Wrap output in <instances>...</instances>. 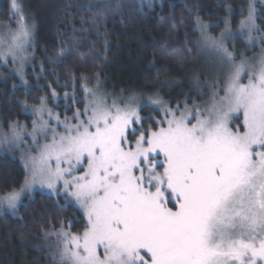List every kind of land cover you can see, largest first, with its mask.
<instances>
[{
  "label": "snow or ice",
  "instance_id": "snow-or-ice-1",
  "mask_svg": "<svg viewBox=\"0 0 264 264\" xmlns=\"http://www.w3.org/2000/svg\"><path fill=\"white\" fill-rule=\"evenodd\" d=\"M100 2L87 6L97 11L81 17L82 25L98 26L108 11ZM256 2L248 0L246 16L240 9L235 30L228 5L219 35L209 31L218 24L194 17L200 31L194 43L220 69L206 84L210 98L203 104L187 95L183 107L179 101L173 107L158 95L99 93L87 77L75 87L73 76L63 118L53 110L61 96L49 84L50 94L30 108V126L0 127V147L24 146L25 172L19 189L0 188V209L16 214L23 197L39 189L56 198L58 211L75 207L86 220L78 232L71 231L75 216L67 228L62 219L59 229H42L57 237L53 264H264V20L257 23ZM9 15L19 22L10 41L0 40V63L9 56L19 61L23 81L35 23L18 0H11ZM239 41L245 47L238 51ZM257 46V54H246ZM29 107L25 102L22 110Z\"/></svg>",
  "mask_w": 264,
  "mask_h": 264
},
{
  "label": "trees",
  "instance_id": "trees-1",
  "mask_svg": "<svg viewBox=\"0 0 264 264\" xmlns=\"http://www.w3.org/2000/svg\"><path fill=\"white\" fill-rule=\"evenodd\" d=\"M94 3L97 1L26 0L24 11L36 23L35 59L39 65L38 78L32 74L29 79L35 78L39 83L29 87V92L23 86L13 87L9 81L0 83V127L6 129L10 121L31 124L33 116L22 110L24 103L30 107L38 104V98L51 91L45 87L49 84L59 93L69 90L73 76L77 78L76 87L80 78L87 77V83L104 80L108 89L115 91L159 89L162 82H177L184 91H190L191 81L198 79V71L189 69L197 37L194 17L216 21L228 13V5L235 8L244 5L245 0H161L139 7L131 2L101 0L97 7L107 5L108 11L98 18V26L82 25L81 17L87 19L97 11L87 7ZM9 10V1L4 0L0 5V29L11 20ZM241 17L235 11L232 26ZM85 28L90 31H83ZM189 40L193 41L187 45L190 52L185 47ZM57 77L60 87L56 86ZM66 81L67 88L63 87ZM78 96L82 99V91ZM63 104L60 100L59 107L64 110ZM148 111L152 109L142 114ZM24 176L23 164L15 151L0 147V188H19ZM55 201V197L38 191L23 201L16 216L0 215V264H30L27 259L37 253L30 244L35 240L40 245L37 238L42 229H59L62 219L67 228V221L75 216L78 222H73L71 231H82L86 223L83 213L75 207L58 211ZM59 203H64L63 197Z\"/></svg>",
  "mask_w": 264,
  "mask_h": 264
},
{
  "label": "rangeland",
  "instance_id": "rangeland-1",
  "mask_svg": "<svg viewBox=\"0 0 264 264\" xmlns=\"http://www.w3.org/2000/svg\"><path fill=\"white\" fill-rule=\"evenodd\" d=\"M4 0H0V5ZM9 1V5L11 6V0ZM89 2H96L97 0H86ZM118 2H121L123 4L127 3V2H131L133 4H136V6H142L143 4H152V3H159L161 0H116ZM18 2L21 4L22 8L24 6V3L26 2V0H18ZM247 4H248V0H245V4L244 5H239L237 7H232L233 13L235 11L240 13V9L244 8V15H247ZM256 9L257 12L260 15V19L257 20V23H261V20H264V6H262L260 0H257L256 2ZM24 11V8H23ZM24 14L27 16V22L29 24H31L34 20L31 19L26 12L24 11ZM226 16H229V13H227L225 16L219 18L216 21H204L202 20L204 23H208L210 25H219L218 27H212L210 28V34L211 35H219L221 30L224 28V19ZM232 16H229V19L231 20V27L235 30L238 28L239 26V22L240 20L243 18L241 17L238 21V24L236 26H232ZM19 22V15L11 17V20L9 22H6L0 29V40H3L5 37H7L10 41V36H8V33L11 30H14L17 28ZM35 23V21H34ZM196 27V25H195ZM197 30V37L195 38L194 42L196 41V39L199 37L200 35V31L198 29V27H196ZM215 31V32H214ZM35 35H36V23H35V31H34V38L32 40L31 45L28 46V54L29 58L28 61L24 64V79L23 81L21 80L20 76L17 75V68L19 66V61H17L16 64L12 63V59L11 57H7V64L4 63H0V83L3 82H11L12 85H19V86H23L24 88H29L34 84H37L39 82H37V80L35 78H38L39 76V65L37 64L38 61L36 62V39H35ZM231 43V42H229ZM245 45L242 41L236 42L235 43V48L239 51L244 49ZM194 48H195V53H194V58L190 64V71H198V79L196 80H192L191 81V90L189 91H184V87L182 84H178L177 82H175L176 84L172 83V84H167V83H161L159 85V89L157 88H152L151 90H145V91H139V90H133V89H128L123 91L125 93V95L128 94H135L137 96H141L143 97L145 100L147 99V97L152 96V95H158L162 100L164 101H168L171 106L175 107L177 104V101L180 102V106L183 107V102L185 100V96L187 95L188 97H192V98H196V102L203 104L204 102L208 101L210 98V90L206 87V84L212 80H214L216 78L217 75L220 74V69L217 66V62L215 60V58L212 56V54L210 52L204 51L202 50L198 45H196L194 43ZM4 45L0 44V51H4ZM259 46H257L256 48L252 49V51L247 52L246 54L248 56H253L254 54H257L259 52ZM239 59V57L237 58ZM34 75L35 78L34 79H29L30 75ZM88 87H93V88H97L99 93H110L112 95H119L121 93V90L119 91H115L113 89H108V87L105 85L104 80H97L94 83H87ZM174 84V85H173ZM69 90H66L69 94L72 93L73 91V87L74 85H70L69 86ZM76 87V86H75ZM51 92V91H50ZM49 92V94H50ZM65 92V91H64ZM63 91L62 92H58L61 96V100L63 97ZM201 93H204L203 95H201ZM222 94V93H221ZM83 91H82V98H83ZM193 102L192 99H188V103L191 104ZM109 103H111V98L109 99ZM49 107H53L52 104H49ZM84 107V105H83ZM83 107L81 109H83ZM30 108L29 107V113L30 112ZM59 108V109H57ZM149 109V108H148ZM151 109V108H150ZM54 112H59L61 113V118H63V114L64 110L60 109V107H54L53 108ZM63 110V111H61ZM67 115H71L66 113ZM31 124H29L30 126ZM23 145L20 148H16L15 154L17 155V157L20 159L21 155H22V149H23ZM21 160V159H20ZM22 185V184H21ZM19 189V188H17ZM40 191L39 189H37L35 192H33L31 194V196L25 195L23 197V201L25 199H30L33 197V195ZM42 192V191H41ZM46 193V192H45ZM82 212V211H81ZM9 214L11 216H16V214H13L11 211H7L4 209H0V215L1 214ZM41 236L39 238H37L36 240L38 241L37 243L40 242L39 244L34 243L33 241V245L30 244V248H32L34 251H36V256H33L31 259H27L28 262H30V264H53V256H52V252L55 250V242L57 237L54 234H49V235H45L44 232L42 231ZM36 245V246H34ZM44 249V252H40V249ZM28 256V255H27ZM30 258V257H29ZM25 261H23L22 263H24Z\"/></svg>",
  "mask_w": 264,
  "mask_h": 264
}]
</instances>
